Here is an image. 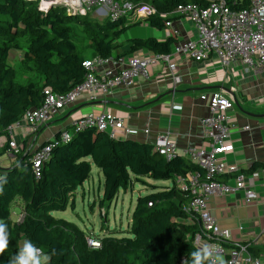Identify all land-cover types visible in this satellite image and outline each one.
<instances>
[{
  "label": "trees",
  "instance_id": "obj_1",
  "mask_svg": "<svg viewBox=\"0 0 264 264\" xmlns=\"http://www.w3.org/2000/svg\"><path fill=\"white\" fill-rule=\"evenodd\" d=\"M128 1L134 5L150 4L157 13L138 20L131 15L99 19L68 13L59 5L41 11L35 2L0 0V135L5 136L0 155L8 149L7 127L29 109L42 104L44 89L65 93L83 81L86 59L127 55L139 49L167 53L176 41L172 36L164 40L153 37L121 40V34L131 22L162 29L170 17L160 13H169L178 4H208L207 0ZM247 4L248 0H244L237 8ZM73 23H80L91 38L90 58H86L77 44ZM11 50L23 51L25 68L29 67L26 64L29 60L41 80L18 82L15 67L9 61ZM66 129H71L67 141L43 142L52 146L39 176L32 170V151L24 148L16 153L10 167L0 168V184L7 180L0 194V222L7 225L9 232V246L0 254V264H8L16 254L21 247V237L51 255L50 264H191V253L198 250L193 238L199 227L197 221H189L183 210L187 197L176 187L175 179L197 170L198 166L180 154L167 160L153 149L152 143L122 135L111 136L95 126H68ZM93 166L103 175L101 204L111 202L120 189L126 190L136 181L154 189L136 200L129 228L132 236L104 235L99 237L100 248L90 247L86 241L88 234L76 224L52 214L68 206L74 208L72 197L90 178ZM256 166L264 168V162H254L240 172L250 174ZM233 175L224 174L221 179ZM144 177L153 181L171 180L172 185H156L145 181ZM16 199L23 202L20 221H13L10 214Z\"/></svg>",
  "mask_w": 264,
  "mask_h": 264
},
{
  "label": "built area",
  "instance_id": "obj_2",
  "mask_svg": "<svg viewBox=\"0 0 264 264\" xmlns=\"http://www.w3.org/2000/svg\"><path fill=\"white\" fill-rule=\"evenodd\" d=\"M35 2L37 8L46 11L54 5H63L74 15H97L105 18H118L131 15L136 20L148 14H156L154 6L146 3L134 5L128 0H27ZM202 6L198 3L178 4L171 12L160 13L163 17H173L188 21L194 31L192 37L175 41L167 53L141 54L134 52L127 55L109 57L94 56L86 59L83 66L87 72L83 81L65 93L44 89L42 104L29 109L15 123L7 127L8 149L5 154L15 157L21 151L16 139L17 131L30 135L38 134L41 128L63 109L72 108L78 101H94L105 97L119 88H131L135 80L149 79V67L157 63H166L172 71L175 64L170 61L172 54L189 57L195 61H204L213 57L222 67L233 63L243 64L249 71L264 72V0H248V4L237 8L244 0H207ZM165 21V27H172V19ZM101 19V18H99ZM176 33L175 30L172 31ZM168 37L173 33L167 32ZM175 78V77H174ZM176 79V78H175ZM199 98L206 102L208 114L200 119L202 134L208 139V147H188L183 155L198 166L197 170L175 179L176 187L187 197L183 210L189 221L198 222V231L193 244L199 249L204 245L215 247L223 256L226 264H264V254L254 253L249 241L234 242L232 232L220 226L209 210L212 197L236 195L242 193L244 203L251 204L258 195L248 176L234 165H226L221 156L233 150L230 140L231 123L228 110L233 101L220 92L201 93ZM69 126L83 128L95 126L117 136V130L123 129L126 135L134 130L124 126L123 121L109 112L90 113L79 117ZM67 127V126H66ZM58 131L50 142L67 141L70 131ZM244 129H249L248 125ZM146 133L148 129L144 130ZM124 134V135H125ZM153 149L167 160L172 159L178 150L168 132L158 133L152 141ZM52 144H40L32 150L30 162L32 170L39 176L40 167L49 157ZM234 175L227 179L221 176ZM152 206V203H148ZM87 244L100 248V239L93 235L86 236Z\"/></svg>",
  "mask_w": 264,
  "mask_h": 264
},
{
  "label": "crops",
  "instance_id": "obj_3",
  "mask_svg": "<svg viewBox=\"0 0 264 264\" xmlns=\"http://www.w3.org/2000/svg\"><path fill=\"white\" fill-rule=\"evenodd\" d=\"M142 24L148 29L142 27L137 32L147 36L133 38L164 40L168 31L173 33L175 30L173 37L177 42L194 35L192 26L179 18L172 19V27L155 28L157 31L146 23ZM136 52L148 54L154 51L139 49ZM12 55L17 62V50L10 51L9 60ZM170 61L175 64L174 70L171 71L166 63L153 64L149 67V79L139 78L131 88L116 89L94 101L82 99L72 108L61 110L59 118L48 121L38 134L18 130L16 139L22 149L32 151L73 120L90 113L109 112L121 119L124 126L134 130L133 134L126 135L123 129H119L118 135L152 143L156 134L168 132L178 154L183 155L188 147H208V139L203 136L200 124V119L208 114V108L199 95L220 92L233 103L236 99L240 106L234 103L228 110L233 150L222 155L221 160L238 169H247L257 161L264 162V72L249 71L237 62L224 68L213 57L195 61L172 54ZM245 125L249 126L248 130L244 129ZM145 129L149 132L146 133ZM4 140L5 136L0 135V151ZM8 158L12 162L15 160L13 156ZM8 167L10 165L2 168ZM247 176L257 192L256 201L244 203L242 193L216 196L210 198L209 210L220 226L231 230L234 242L249 241L254 253L264 254V168L256 166ZM20 240L23 243L26 239L21 237Z\"/></svg>",
  "mask_w": 264,
  "mask_h": 264
},
{
  "label": "rangeland",
  "instance_id": "obj_4",
  "mask_svg": "<svg viewBox=\"0 0 264 264\" xmlns=\"http://www.w3.org/2000/svg\"><path fill=\"white\" fill-rule=\"evenodd\" d=\"M92 16L101 19H103L102 17H104H99L97 15ZM183 20L186 21L185 19ZM132 23L133 22H131L130 26L121 34V40L133 37L147 36L146 33L142 35L138 34L137 32L139 28H145L144 24ZM72 26L74 27V33L77 36V44L83 50L86 58H90L92 53L91 49L88 47L91 40L90 36L85 34L80 23H73ZM154 30L157 31V29L155 28ZM17 54V62L14 61V55H12L10 57L11 60H9L10 63L15 67V71L17 74L16 80L20 83H24L32 79L41 80L40 76L37 75L31 68L32 65L28 63L29 60L26 61L29 69L25 68V64H23L22 60L23 51L17 50ZM58 118L59 114L51 117L50 121H54ZM54 123L57 124V122ZM8 157L9 156H7V154L0 155L1 169L5 165L11 166L14 163ZM143 179L149 183H154L156 185H166L168 187L172 185L171 180L153 181L148 177H144ZM153 190L154 189H152V186H150L149 184H144L142 182L136 181L131 187H128L126 190L120 189L116 197L111 202L101 204L100 200L103 191V175L98 168L93 166L90 178L76 190L72 197L75 203L74 208L68 206L65 210H56L53 211L52 214L54 217L64 218L68 221L73 222L85 233H87L88 235L96 236L97 238L108 235L110 233L117 237H131L132 235L131 233H129V228L132 222V211L136 204V200L138 196L153 192ZM10 214L13 221H20L22 219L23 205L21 200L16 199L12 203L10 207ZM22 245L23 243H21V246Z\"/></svg>",
  "mask_w": 264,
  "mask_h": 264
},
{
  "label": "clouds",
  "instance_id": "obj_5",
  "mask_svg": "<svg viewBox=\"0 0 264 264\" xmlns=\"http://www.w3.org/2000/svg\"><path fill=\"white\" fill-rule=\"evenodd\" d=\"M7 183V180L4 184ZM4 184H0V194H3ZM9 246V232L5 223L0 222V254ZM51 255L44 253L31 240H25L8 264H50ZM191 264H226L223 256L213 246L204 245L191 253Z\"/></svg>",
  "mask_w": 264,
  "mask_h": 264
},
{
  "label": "water",
  "instance_id": "obj_6",
  "mask_svg": "<svg viewBox=\"0 0 264 264\" xmlns=\"http://www.w3.org/2000/svg\"><path fill=\"white\" fill-rule=\"evenodd\" d=\"M58 5H59V4H58ZM59 6L64 8L63 5H59ZM39 10H40V9H39ZM41 11H43V10H41ZM234 103H235V105H237V107H240L239 104H238V101H237L236 99L234 100ZM262 115H264V114H262Z\"/></svg>",
  "mask_w": 264,
  "mask_h": 264
}]
</instances>
